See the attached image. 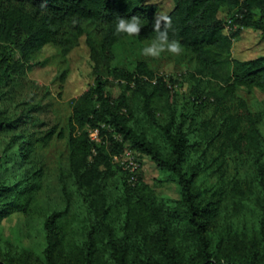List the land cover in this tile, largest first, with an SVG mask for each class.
<instances>
[{"label": "trees", "instance_id": "1", "mask_svg": "<svg viewBox=\"0 0 264 264\" xmlns=\"http://www.w3.org/2000/svg\"><path fill=\"white\" fill-rule=\"evenodd\" d=\"M173 3L174 9L168 14L172 20L170 38L177 39L182 49L192 55L200 73L221 85L215 114L223 115L224 139L240 144L246 151L257 149L261 136L256 120L236 97L235 90L243 87L264 92V56L247 61L232 59L231 39L223 33L225 24L218 13L222 8L241 13L239 24L260 31L264 39V0H173ZM156 12L157 7L145 0H0V85L23 71L30 57L45 45L53 44L66 54L84 34L95 60L94 85L69 102L67 133L70 169L77 179V191L86 203L83 216L86 235L82 243H72L66 239V212L51 214L44 222L46 245L40 264H264L262 221L255 236L234 234L226 238L224 245L212 247L210 235L216 229L217 201L202 204L203 198L193 184L196 169L189 174L182 169L194 146L185 127L187 115L182 113L177 122L175 112H171L161 124L149 108L151 100L168 93L163 78L156 76L142 60L135 62L133 71L107 66L115 79L126 82V89L134 84L133 91L143 99L142 110L148 122L158 128L169 145V155H164L131 125L134 114L124 92L112 99L105 90L99 62L109 64L114 47L129 38L123 33L115 34L116 18L141 16L146 24L138 35L131 37L145 41L155 35L152 23ZM86 25L94 27L98 43L91 34H86ZM16 51L20 56L13 60ZM227 102L230 106L222 108ZM230 108L231 112H226ZM8 125H11L8 120L0 118V129ZM87 129L97 131L99 144L90 138ZM126 146L149 156L162 172L168 173L165 181L180 188V199L157 198L140 177L131 184L128 173L119 168L125 180L124 232L120 239L110 224L113 207L105 194V180L112 158L121 155ZM30 151L29 144L21 145L22 155ZM30 180L10 185L0 181V223L14 212L25 213L34 185L38 186L33 181L29 183ZM28 259L31 258L25 251L16 259L5 253L0 256V264H34Z\"/></svg>", "mask_w": 264, "mask_h": 264}, {"label": "rangeland", "instance_id": "2", "mask_svg": "<svg viewBox=\"0 0 264 264\" xmlns=\"http://www.w3.org/2000/svg\"><path fill=\"white\" fill-rule=\"evenodd\" d=\"M145 3L157 7L155 17L168 15L174 9L173 0H145ZM218 17L225 24L223 33L231 39L229 54L232 59L247 61L264 56L260 31L242 27L237 21L242 19L241 13L222 8ZM85 28L86 34H91L98 43L94 27L86 25ZM150 42L126 38L114 47V57L109 64L99 62L106 92L112 99L124 92L134 114L131 125L164 155H169V145L158 128L148 122L142 110L143 99L133 91L134 84L126 89V82L115 79L107 66L133 71L135 62L142 60L156 76L162 77L168 93L151 100L149 108L161 124L168 120L171 112H175L177 122L182 113L187 115L185 127L194 146L182 169L188 174L196 169L193 184L203 198L202 204L217 201L216 229L210 235L212 247L224 245L226 238L234 234L255 236L261 221L264 222V92L247 91L243 87L235 90L236 97L256 120L261 136L259 147L246 151L240 144L224 139L223 115L215 114L221 88L219 82L200 73L196 60L185 50L179 55L165 53L158 58L140 55L139 50ZM76 43L66 54L53 44L45 45L30 57L23 71L0 85V118L11 123L0 129V181L10 185L32 178L33 183L38 184L34 185L25 213L17 211L1 221L0 256L8 253L16 259L25 251L32 259H28L30 262L40 264L46 245L44 222L55 212H66V239L80 244L86 235L83 220L86 203L77 191V179L70 169L67 133L71 115L69 102L94 85L95 60L85 34ZM19 56L16 51L13 60ZM146 87L151 89L149 85ZM229 106L227 102L222 108ZM226 112H231V108ZM87 131L99 144L98 134ZM61 133L65 137L60 138ZM24 143L31 146L26 155L20 152ZM126 149L138 164L137 177L157 198L180 199V188L165 181L170 176L168 173L162 172L149 156L126 146L121 155L112 158L105 180V194L113 207L110 224L120 239L124 232L125 211L122 205L125 180L121 170L127 158Z\"/></svg>", "mask_w": 264, "mask_h": 264}, {"label": "clouds", "instance_id": "3", "mask_svg": "<svg viewBox=\"0 0 264 264\" xmlns=\"http://www.w3.org/2000/svg\"><path fill=\"white\" fill-rule=\"evenodd\" d=\"M145 21L139 15H133L130 18L118 16L115 21L114 32L116 35L126 34L127 36L138 35ZM152 29L155 33L151 42L139 50V54L144 57L158 58L168 53L179 55L182 53V45L177 39L170 38L172 30V20L168 15H156L152 23Z\"/></svg>", "mask_w": 264, "mask_h": 264}, {"label": "built area", "instance_id": "4", "mask_svg": "<svg viewBox=\"0 0 264 264\" xmlns=\"http://www.w3.org/2000/svg\"><path fill=\"white\" fill-rule=\"evenodd\" d=\"M95 132L97 133L96 130ZM125 155H127V158L126 161L123 163V169L128 173V182L134 184L135 182H137L138 178V164L130 151H125Z\"/></svg>", "mask_w": 264, "mask_h": 264}]
</instances>
